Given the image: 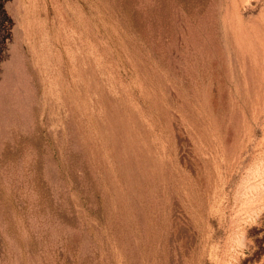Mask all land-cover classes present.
Segmentation results:
<instances>
[{
	"label": "rangeland",
	"instance_id": "obj_1",
	"mask_svg": "<svg viewBox=\"0 0 264 264\" xmlns=\"http://www.w3.org/2000/svg\"><path fill=\"white\" fill-rule=\"evenodd\" d=\"M263 48L264 0H0V264H264Z\"/></svg>",
	"mask_w": 264,
	"mask_h": 264
},
{
	"label": "bare ground",
	"instance_id": "obj_2",
	"mask_svg": "<svg viewBox=\"0 0 264 264\" xmlns=\"http://www.w3.org/2000/svg\"><path fill=\"white\" fill-rule=\"evenodd\" d=\"M25 34H26V33H25ZM27 34H28V33H27ZM242 34H243V33H242ZM242 34H241V35H242ZM239 35H240V34H239ZM243 35H245V38L247 39L246 34H243ZM243 35H242V38H243ZM26 36H27V35H26ZM31 36H32V35H31ZM25 38H26V37H25ZM25 38H24V39H25ZM245 38H243V39H245ZM28 39H29V38H28ZM28 39H27V40H28ZM246 39H245V40H246ZM30 40H31V39H29V41H30ZM66 41H67V40H66ZM246 41H247V40H246ZM240 42H241V39H240ZM243 42H245V41L243 40ZM251 42H252V41H251ZM241 45H242V44H241ZM241 45H240V46H241ZM237 46H238V48H240L239 45H237ZM262 47H263V46H262ZM68 48H69V47H68ZM249 49H250V47H249ZM263 49H264V48H263ZM17 52H18V51H17ZM18 53H19V52H18ZM16 54H17V53H16ZM242 54H243V53H242ZM19 55H20V53H19ZM245 55H246V54H245ZM260 55H262V54H260ZM14 56H16V55H14ZM18 57L20 58V56H18ZM18 57H17V58H18ZM243 57H244V56H243ZM245 57H247V56H245ZM241 58H242V57H241ZM248 58H249V57H248ZM263 58H264V57H263ZM229 59H230V58H229ZM245 59H246V58H245ZM254 59H255V58H254ZM254 59H253V60H254ZM229 61H230V60H229ZM247 62H249L248 59H247ZM255 62H257V61H255ZM198 63H199V62H198ZM229 63H230V62H229ZM245 64H246V63H245ZM228 65H229V64H228ZM247 65H248V64H247ZM231 67H232V66H231ZM246 67H247V66H246ZM198 68H199V67H198ZM200 68H201V66H200ZM228 69H229V68H228ZM246 70H247V69H246ZM202 71H203V70H202ZM229 71H230V70H229ZM198 72H199V70H198ZM211 73H212V72H211ZM228 73H229V72H228ZM199 74H200V73H199ZM263 74H264V73H263ZM263 74H262V76H263ZM202 75H203V73H202ZM228 75H230V73H229ZM207 76H208V75H207ZM211 76H212V75H211ZM204 77H205V76H204ZM200 78H201V77H200ZM205 78H206V77H205ZM210 78H211V77H210ZM227 78H228V77H227ZM197 79H199V78H197ZM208 80H209V79H208ZM230 80H231V79H230ZM230 80H229V81H230ZM197 81H198V80H197ZM214 82H215V81H214ZM210 83H211V81H210ZM231 83H232V81H231ZM251 83H252V82H251ZM259 83H260V81H259ZM11 84H12V83H11ZM200 84H201V83H200ZM211 84H212V83H211ZM211 84H208L209 87H211V86H210ZM8 85H9V84H7V86H8ZM213 85H214V84H213ZM229 85H230V84H229ZM203 86H204V85H203ZM214 86H215V85H214ZM251 86H252V85H251ZM253 86H254V85H253ZM254 87H255V86H254ZM254 87H252V88H254ZM8 88H9V87H8ZM196 88H197V87H196ZM204 88H205V87H204ZM207 88H208V86H207ZM229 88H230V87H229ZM200 89H201V88H199L198 90H200ZM202 89H203V88H202ZM216 90H217V89H216ZM229 90H230V89H229ZM202 91H203V90H202ZM211 91H212V90H211ZM207 92H208V89H207ZM210 93H211V92H210ZM231 96H232V95H231ZM258 96H259V95H258ZM228 97H230L229 94H228ZM258 98H259V97H258ZM260 98H261V96H260ZM251 101H252V100H251ZM256 101H257V100H256ZM258 101H259V99H258ZM259 102H260V101H259ZM257 103H258V102H257ZM257 103H255V104H257ZM260 103H262V102H260ZM245 105H246V104H245ZM245 105H244V106H245ZM261 105H262V104H261ZM259 106H260V105H259ZM248 107H250V106H248ZM255 107H256V106H255ZM255 109L258 110V108H255ZM249 110H250V109H248V110H246V111L250 112L251 110H250V111H249ZM241 111H245V110H242V109H241ZM258 111H259V110H258ZM251 112H252V111H251ZM254 112H255V111H254ZM256 112H257V111H256ZM261 112H262V111H261ZM242 113H243V112H242ZM244 114H245V113H244ZM245 115H246V114H245ZM258 115H259V113H258ZM250 116H251V113H250ZM252 116H253V113H252ZM255 116H256V115H255ZM245 117H248V116H245ZM243 118H244V117H243ZM255 118H257V117H255ZM255 118H254V119H255ZM239 119H240V118H239ZM239 119H238V120H239ZM248 119H249V118H248ZM241 120H242V119H241ZM256 120H258V119H256ZM256 120H255V121H256ZM237 122H238V121H237ZM249 122H250V121H249ZM253 122H254V121H253ZM243 123H244V121H243ZM246 123H247V122H246ZM236 124H237V123H236ZM238 124H240V123H238ZM247 124H248V123H247ZM226 125H227V124H226ZM242 125H243V124H242ZM249 125H250V124H249ZM234 126H235V125H234ZM239 126H240V125H239ZM227 127H228V126H227ZM240 127H241V126H240ZM240 127H238V128H240ZM246 127H247V126H246ZM236 128H237V125H236ZM236 128H235V129H236ZM247 128H248V127H247ZM241 129H242V128H241ZM250 129H251V128H250ZM244 130L246 131L247 129L245 128ZM237 133H238V130H237ZM237 133H236V134H237ZM244 133H245V132H244ZM244 133H243V135H244ZM246 134H247V132H246ZM236 137H238V135H237ZM248 137H250V136H248ZM248 137L246 138V136H245L246 139H248ZM252 138H253V137H252ZM252 138H251V139H252ZM235 139H236V138H235ZM242 139H243V138H242ZM246 139H245V140H246ZM259 139H260V138H259ZM263 139H264V138H263ZM236 140H237V139H236ZM246 141H247V140H246ZM250 141H251V140H249V142H250ZM247 142H248V141H247ZM241 143H242V141H241ZM263 143H264V141H263ZM244 144H246V143H244ZM246 145H248V144H246ZM246 145H243V147L246 146ZM256 146H257V145H256ZM261 146H262V145H261ZM238 148H239V147H238ZM257 148H258V146H257ZM243 149H244V148H243ZM245 149H246V148H245ZM261 149H262V148H261ZM260 151H261V150H260ZM238 154H239V153H238ZM261 154H262V153H261ZM243 155H244V154H243ZM238 157H239V156H238ZM236 158H237V156H236ZM233 159H234V158H233ZM236 160H237V159H236ZM230 161H231V160H230ZM233 162L235 163V161H233ZM234 163H233V164H234ZM230 164H231V163H230ZM231 165H232V164H231ZM241 165H242V164H241ZM259 165H260V164H259ZM235 166H236V165H235ZM252 166H253V165H252ZM257 166H258V165H257ZM258 167H261V166H258ZM232 168H233V166H232ZM232 168H231V169H232ZM231 169H230V170H231ZM255 169H256V168H255ZM259 169H261V168H259ZM263 169H264V168H263ZM248 170H250V169H248ZM257 170H258V169H257ZM229 173H230V172H229ZM254 173H255V172H254ZM260 173H262V172H260ZM263 174H264V171H263ZM251 175H252V173H251ZM248 176H249V175H248ZM261 176H262V175H261ZM229 178H230V177H229ZM248 178H249V177H248ZM258 178H259V177H258ZM262 178H264V177H262ZM262 180H263V179H262ZM258 181H259V180H258ZM263 183H264V182H263ZM246 185H247V184H246ZM255 185H256V184H255ZM259 185H260V183H259ZM263 185H264V184H263ZM260 187H261V186H260ZM250 188H251V187H250ZM255 188H256V187H255ZM251 189H252V188H251ZM259 190H260V189H259ZM261 190H262V189H261ZM252 192H253V191H252ZM252 192H251V193H252ZM253 193H254V192H253ZM258 193H259V192H258ZM246 195H248V194H246ZM248 196H249V195H248ZM251 201H252V200H251ZM255 203H256V202H255ZM249 205H250V204H249ZM249 205H248V206H249ZM250 207H251V206H250Z\"/></svg>",
	"mask_w": 264,
	"mask_h": 264
}]
</instances>
